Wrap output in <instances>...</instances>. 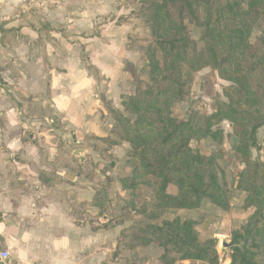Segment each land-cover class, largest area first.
Instances as JSON below:
<instances>
[{
    "label": "trees",
    "instance_id": "obj_1",
    "mask_svg": "<svg viewBox=\"0 0 264 264\" xmlns=\"http://www.w3.org/2000/svg\"><path fill=\"white\" fill-rule=\"evenodd\" d=\"M149 22L148 80L133 94L122 96L125 115L113 114L120 138L129 144V157L137 161L130 177L120 182L130 201L127 210L147 221L120 234L113 256L155 244L163 250L161 264H174L177 259L218 264L215 239L200 240L194 222L165 216L171 211L197 210L204 199L221 211L229 209L227 194L219 185L221 154L204 156L190 147L191 140L218 141L222 133L213 128L226 121L243 164L237 189L247 195L246 207L254 209L246 225L234 234L243 241L232 250L230 264H264V162L252 158L258 148L257 131L264 125V0H161ZM192 25L203 30L200 53L193 52ZM205 67L234 86L224 90L226 102L218 101L210 115L194 113L185 121L175 118L172 104L190 91L187 73ZM141 186L152 191L154 207L148 208L147 202L136 204L143 199L138 192ZM104 199V190H96L92 206L98 216L91 224L105 216ZM102 221L103 228L125 222L116 217ZM246 237L252 240L249 248L244 244Z\"/></svg>",
    "mask_w": 264,
    "mask_h": 264
},
{
    "label": "crops",
    "instance_id": "obj_2",
    "mask_svg": "<svg viewBox=\"0 0 264 264\" xmlns=\"http://www.w3.org/2000/svg\"><path fill=\"white\" fill-rule=\"evenodd\" d=\"M1 3L0 254H8L3 262L117 264L113 252L120 234L132 224L100 227L105 216L90 223L97 217L94 183L102 176L95 170L92 175L95 154L88 144L111 138L110 112L123 111L117 89L118 80L124 79L118 69H123V60L113 64L107 51V56L99 51L93 58L100 74L110 79V110L102 108L96 104L98 90L92 92L89 70L57 35L89 31L91 16L106 15V0ZM102 27H107L105 21ZM110 43L119 45V40ZM128 149L126 143L116 146L113 158L121 161ZM78 150L81 157L75 155ZM203 227L198 225L199 230ZM155 253L159 259L160 250ZM155 253L135 250L131 256L136 264L142 257L144 264H151Z\"/></svg>",
    "mask_w": 264,
    "mask_h": 264
},
{
    "label": "rangeland",
    "instance_id": "obj_3",
    "mask_svg": "<svg viewBox=\"0 0 264 264\" xmlns=\"http://www.w3.org/2000/svg\"><path fill=\"white\" fill-rule=\"evenodd\" d=\"M159 2H161V0H106V15L103 16L101 13V16H103L101 19H94V16H91L89 19L91 28L89 27V31L83 34L57 33L63 41L69 44L70 50L75 49V57L80 58L81 62L89 70L94 80L92 92L94 93V91L98 90L96 102L98 106L110 110L109 105H111L106 101L108 97L107 92L110 88L108 86L110 79H106L105 76L100 74L96 65L97 61H95L99 51L101 53L100 56H107L108 52L110 58H112L113 64L115 63V59H117V63L120 58L123 60V69L116 64L118 69L122 70L121 75L124 77V79L118 80L117 86L122 108V96L133 94L136 87H143L145 80H148L145 61L147 45L148 42H151L148 24L153 16L154 8ZM102 3L101 1V4ZM90 5L94 8L96 4L93 5V3L90 2ZM102 9L101 6V11ZM204 14L205 8L202 7V17H204ZM104 21L107 25L106 28L102 27ZM116 27L117 29L122 28V31H115L114 28ZM257 28L253 31V35L257 34ZM189 30L193 41V52H202L203 43L201 42V36L203 30L193 25L189 26ZM115 39L119 40V45L117 43H113V45L110 43V40L115 41ZM121 54L122 57H120ZM93 58H95V60H93ZM93 62H95V64ZM187 75L191 78L188 95L182 101L174 102L171 106L172 115L182 121L187 120L190 114L203 113L210 115L214 113L218 101L226 102L224 90L234 87L231 83L220 79L217 72L211 67H205L193 73L188 72ZM93 105L95 104L93 103ZM115 113L114 111L110 112V114H112V119ZM120 114H124L123 111ZM112 130L111 138L104 139L103 142L96 140L88 144L89 148H92L91 150L95 154L94 158L91 160L92 175L96 174L94 173L95 170L99 172L97 175L102 176V178L98 176L94 184L97 183V190L102 189L105 193V199L103 200L105 205L102 209V213L106 217L103 220L116 217L117 220H124L125 222L131 223V226L143 224L147 221L146 219L127 210L130 201L126 193L121 190L120 186L121 180L130 177L133 168L137 165V161L129 157L127 153L130 149L129 144L120 138V127L115 121ZM213 130H220L222 133L218 141H214L208 137L191 140L190 147L204 156L221 154L220 158L217 160L220 178L219 185L227 194L230 204L229 209L227 211H221L208 200L204 199L201 201L197 210L166 212L165 218H181L194 222V229L199 235L200 240L205 241L210 238L216 240L218 264H227V261H229L228 264H230L232 248H237L239 243L243 241L238 235L234 234L242 230L248 218L254 212V209L246 207L247 195L237 189V180L243 168V164L241 162V157L236 153L237 139L233 135L230 124L223 121L218 126L214 127ZM256 138L258 148L252 151V158L264 162V125L257 131ZM122 143L128 144L129 149L124 153L125 156L121 161L115 160L113 157L116 154L112 152V150H115L116 146H121ZM99 159H101V161H98ZM92 180H95V178H92ZM114 188L117 190L116 195L118 200L115 204L113 203ZM138 189L143 199L136 200V204L142 205L143 202H147L149 205L148 208L154 207L151 205L153 200L152 191L145 186H141ZM110 202H112V204H110ZM95 211L97 212L96 216H98L96 208ZM103 222L104 221H101V224H103ZM198 225H203V229L199 230ZM213 234L216 235L213 236ZM251 242L252 240L250 237L244 239L246 248H249ZM224 243L231 244L232 248L223 247ZM146 249L152 251V253H155L156 250H160L161 255L163 254V250L158 248L155 244L139 247L136 250L143 252ZM134 251L125 253L122 257L112 256L113 261L117 264H136V259L131 256ZM142 258L138 259L137 264H144V259ZM154 259L155 261L151 264H161L156 253L154 254ZM174 264L191 263L177 259Z\"/></svg>",
    "mask_w": 264,
    "mask_h": 264
},
{
    "label": "water",
    "instance_id": "obj_4",
    "mask_svg": "<svg viewBox=\"0 0 264 264\" xmlns=\"http://www.w3.org/2000/svg\"><path fill=\"white\" fill-rule=\"evenodd\" d=\"M76 143H77V142H76ZM76 152H77V153H76L75 155H77L78 157H81V155L83 154V152L80 151V150H78V151H76ZM223 247H225V248H232V245H231V244H228V243H224V244H223ZM232 249L235 250L236 248L233 247ZM0 264H5V263L0 259Z\"/></svg>",
    "mask_w": 264,
    "mask_h": 264
},
{
    "label": "built area",
    "instance_id": "obj_5",
    "mask_svg": "<svg viewBox=\"0 0 264 264\" xmlns=\"http://www.w3.org/2000/svg\"><path fill=\"white\" fill-rule=\"evenodd\" d=\"M3 6H4V4L1 3V4H0V13H1V10H2ZM0 134H1V129H0ZM0 259H1L2 261H7V259H8V254L5 253V252L1 253V254H0Z\"/></svg>",
    "mask_w": 264,
    "mask_h": 264
}]
</instances>
